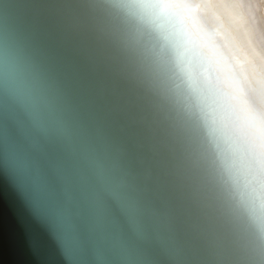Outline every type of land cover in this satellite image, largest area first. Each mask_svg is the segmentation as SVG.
I'll list each match as a JSON object with an SVG mask.
<instances>
[{
    "label": "water",
    "instance_id": "95a60500",
    "mask_svg": "<svg viewBox=\"0 0 264 264\" xmlns=\"http://www.w3.org/2000/svg\"><path fill=\"white\" fill-rule=\"evenodd\" d=\"M208 2L0 0V264H264V74Z\"/></svg>",
    "mask_w": 264,
    "mask_h": 264
},
{
    "label": "bare ground",
    "instance_id": "6f19581e",
    "mask_svg": "<svg viewBox=\"0 0 264 264\" xmlns=\"http://www.w3.org/2000/svg\"><path fill=\"white\" fill-rule=\"evenodd\" d=\"M192 1V0H191ZM209 10L203 6L201 17L214 19L218 15L223 18L224 26L230 36L238 44L242 53L248 57L247 63L264 74V0H208ZM189 20L183 21V29L190 42L195 41L194 31L188 30ZM222 44V42L219 40ZM224 53V51H223ZM237 54V53H236ZM236 55L238 58L239 56Z\"/></svg>",
    "mask_w": 264,
    "mask_h": 264
}]
</instances>
